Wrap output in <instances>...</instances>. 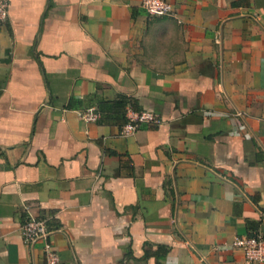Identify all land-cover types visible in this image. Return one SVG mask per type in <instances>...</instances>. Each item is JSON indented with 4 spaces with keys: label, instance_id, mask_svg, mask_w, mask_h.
Masks as SVG:
<instances>
[{
    "label": "crops",
    "instance_id": "1",
    "mask_svg": "<svg viewBox=\"0 0 264 264\" xmlns=\"http://www.w3.org/2000/svg\"><path fill=\"white\" fill-rule=\"evenodd\" d=\"M5 1L0 264H44L28 217L61 264H247L230 242L264 235V0ZM123 108L161 122L122 134Z\"/></svg>",
    "mask_w": 264,
    "mask_h": 264
},
{
    "label": "built area",
    "instance_id": "2",
    "mask_svg": "<svg viewBox=\"0 0 264 264\" xmlns=\"http://www.w3.org/2000/svg\"><path fill=\"white\" fill-rule=\"evenodd\" d=\"M141 9L149 16H170L173 14V5L169 0H140ZM7 18V3L0 0V23ZM126 122L122 125L120 132L129 134L141 125H157L161 119L152 111L143 109L138 111L125 112ZM81 117L87 121H95L98 114L93 107L84 108ZM20 233L23 242L32 244L40 240L42 243V253L44 264H61L59 256L48 240L49 230L44 218L28 217L20 225ZM231 246L241 250L245 263L264 262V235L255 234L252 236L235 237Z\"/></svg>",
    "mask_w": 264,
    "mask_h": 264
},
{
    "label": "trees",
    "instance_id": "3",
    "mask_svg": "<svg viewBox=\"0 0 264 264\" xmlns=\"http://www.w3.org/2000/svg\"><path fill=\"white\" fill-rule=\"evenodd\" d=\"M69 102H70V100H69ZM67 106H70V104L68 103L67 104ZM125 107V106H124ZM94 110H95V112L98 114V117H99V114H100V112H99V110L98 109H96V108H94ZM125 111H126V109H124L123 108V111H122V116H123V120H124V123L126 122V116H125ZM99 112V113H98ZM100 118L102 119V116H101V114H100V117L99 118H97L96 120H100Z\"/></svg>",
    "mask_w": 264,
    "mask_h": 264
}]
</instances>
